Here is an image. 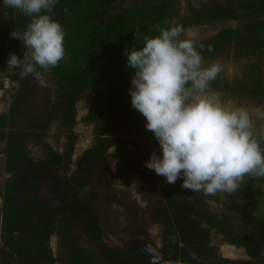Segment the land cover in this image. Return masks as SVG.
Instances as JSON below:
<instances>
[{"label": "trees", "instance_id": "1", "mask_svg": "<svg viewBox=\"0 0 264 264\" xmlns=\"http://www.w3.org/2000/svg\"><path fill=\"white\" fill-rule=\"evenodd\" d=\"M117 1L58 0L52 15L65 30L64 58L48 72L38 69L40 79L21 78L20 70L11 71L10 80L17 88L8 112L0 114V141L5 142L9 176L0 188V260L6 257L13 264H264V220L253 217L239 201L244 193L246 205L252 207L264 177L245 176L235 192L205 196L181 188L180 179L168 184L165 177L144 166L142 147L158 154L160 148L144 127L145 118L131 106L128 90L135 70L127 66L124 51L141 49L144 36H158V29L171 26L177 0H145L112 13ZM4 11L0 4V60L8 59L10 53L22 59L23 44L10 33L23 31L30 18L18 10L7 9L6 16ZM225 21L240 26L195 42L204 62L215 60L228 48L264 56V0H224L192 11L181 25L185 29ZM137 28L139 39L134 38ZM44 77L51 85L41 84ZM211 90L264 103L259 80L216 79ZM83 98L89 106L82 121L92 127L93 144L71 167L77 142L76 105ZM52 126L63 136L59 150L44 141ZM29 140L41 145L39 156L28 153ZM119 181L139 186L146 194L144 206L130 192L119 191ZM220 195L226 197L225 210L240 220V232L210 211L208 202ZM111 205H117L124 217L117 232L99 213V206ZM150 225L162 230L158 250L145 240ZM212 230L222 235L225 244L243 250L246 259L222 257L211 245Z\"/></svg>", "mask_w": 264, "mask_h": 264}, {"label": "clouds", "instance_id": "2", "mask_svg": "<svg viewBox=\"0 0 264 264\" xmlns=\"http://www.w3.org/2000/svg\"><path fill=\"white\" fill-rule=\"evenodd\" d=\"M57 3L3 0L4 9L30 18L23 31L10 33L25 51L22 59L9 54L7 71L40 79L38 69L48 72L64 58L65 30L52 15ZM158 31V36L143 37L141 49L124 51L127 66L135 70L128 90L131 106L145 118L144 127L160 148L144 166L168 184L180 179L181 188L205 196L235 192L245 176L264 177V110L226 103L211 90L222 66L205 65L196 43L182 38L183 25ZM138 33L139 28L135 39Z\"/></svg>", "mask_w": 264, "mask_h": 264}, {"label": "rangeland", "instance_id": "3", "mask_svg": "<svg viewBox=\"0 0 264 264\" xmlns=\"http://www.w3.org/2000/svg\"><path fill=\"white\" fill-rule=\"evenodd\" d=\"M145 0H118L114 5L112 13H115L120 10L132 9L141 2ZM224 0H177L176 13L175 17H173L171 23L181 24L182 21L186 17H190L192 15V11H197L200 8L212 6L215 3L223 2ZM0 4L3 7V0H0ZM4 8V7H3ZM7 11L6 9H4ZM1 23H3L1 21ZM240 24L235 21H225V22H210L207 24L200 25H190L185 28V32L182 38L190 39L194 42L209 39L214 36L219 31L225 28H237ZM7 58L0 60V82L2 83V89H0V114L7 113L8 108L12 99L13 94L16 91L17 84L13 83L10 80L11 71H7ZM205 65L211 63H219L222 66V71L217 77V79L225 80L230 83L239 82L241 80H247L248 82L261 81L264 86V56L262 54H251L247 53L244 50H236L234 51L231 48L225 50L221 55H219L215 60L204 62ZM42 85H51L47 80V77L42 78ZM221 95L222 100L226 103L235 104L237 106H246L250 109L260 108L264 110V103L259 104L256 101H251L243 98L242 96H235L229 93L217 92ZM89 103L86 98L80 100L77 107V121L74 128V134L77 138V142L75 145V149L72 156V164L71 167H74L75 160L85 151L88 147L93 144V134L92 127L86 125L82 119L87 112V108ZM257 128L260 127V122L256 124ZM44 141L50 145L53 149L59 150L63 144V136L57 132L55 126H52L50 131L47 132ZM4 141H0V188H2L3 184L8 179V174L5 170V156H4ZM27 151L33 156H39L41 153V145L35 144L30 140L27 141ZM142 152L144 155L145 162L148 161L150 153L152 152V148L149 149L142 147ZM95 181L97 182L98 179ZM118 190L125 192H130L132 196L136 199V201L144 206V200L146 198V194L144 191L137 185L128 186L127 182H118L117 183ZM44 198V196L42 195ZM239 201L245 206L247 211L255 218L259 220H264V182L261 185H258V196L252 207H248L247 201L248 198L244 193H241L239 197ZM226 202L225 196H218L216 200H210L208 202L210 211L214 214L218 219L224 221L228 226L236 232H240L242 230V225L240 220L228 212L224 208V203ZM99 213L102 217L107 220H110V224H114V231L117 232L121 230L120 228L124 224V217L121 215V209L117 205H111L102 207L99 206ZM123 234H121L122 236ZM125 239V234L121 237ZM119 239V238H117ZM109 240L112 238L109 237ZM147 243L150 244L154 249H160L162 247V230L159 225H150L147 228V238H145ZM85 241V240H84ZM210 241L212 246H216L218 248L219 254L221 256H226L230 259H246L245 252L243 250H234L232 253L227 254L225 249L220 250L222 245H225L223 241V237L221 234L217 233L215 230H212L210 233ZM87 243V241H85ZM116 242V241H115ZM51 247L52 250H55L56 247V239L52 237L51 239ZM6 256V255H5ZM0 264H13V261L8 258H3L0 260ZM57 264H66L64 261H58Z\"/></svg>", "mask_w": 264, "mask_h": 264}, {"label": "crops", "instance_id": "4", "mask_svg": "<svg viewBox=\"0 0 264 264\" xmlns=\"http://www.w3.org/2000/svg\"><path fill=\"white\" fill-rule=\"evenodd\" d=\"M222 249H225V251L227 252V254L232 253L233 250H234L233 246L228 245V244L222 245L221 248H220V250L222 251ZM222 257L228 258L226 256H222Z\"/></svg>", "mask_w": 264, "mask_h": 264}]
</instances>
